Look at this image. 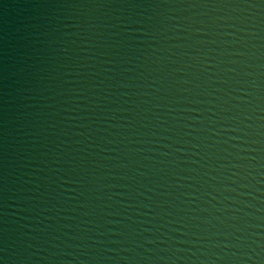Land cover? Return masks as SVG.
<instances>
[{
	"label": "water",
	"instance_id": "water-1",
	"mask_svg": "<svg viewBox=\"0 0 264 264\" xmlns=\"http://www.w3.org/2000/svg\"><path fill=\"white\" fill-rule=\"evenodd\" d=\"M0 264H264V0H0Z\"/></svg>",
	"mask_w": 264,
	"mask_h": 264
}]
</instances>
